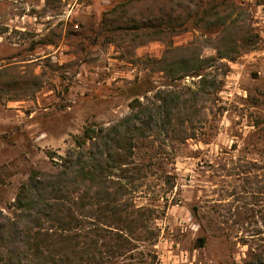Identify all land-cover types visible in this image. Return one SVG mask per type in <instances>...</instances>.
Masks as SVG:
<instances>
[{"label": "rangeland", "instance_id": "obj_1", "mask_svg": "<svg viewBox=\"0 0 264 264\" xmlns=\"http://www.w3.org/2000/svg\"><path fill=\"white\" fill-rule=\"evenodd\" d=\"M162 57L212 59L203 73L224 83L186 110L194 138L135 141L129 196L150 209L138 264H248L264 255V0H0V209L88 124L199 87Z\"/></svg>", "mask_w": 264, "mask_h": 264}, {"label": "trees", "instance_id": "obj_2", "mask_svg": "<svg viewBox=\"0 0 264 264\" xmlns=\"http://www.w3.org/2000/svg\"><path fill=\"white\" fill-rule=\"evenodd\" d=\"M126 2L107 9L113 14ZM172 25V24H171ZM186 23L174 29L187 30ZM163 29V28H162ZM158 31V36L164 32ZM178 32V31H176ZM220 58H224L221 57ZM212 59H199L207 63ZM161 71L176 79L200 77L197 89H158L153 99H135L131 112L110 125L88 124L76 136L74 146L60 155L54 172L32 170L10 204L11 213L0 209V264H138L141 240L150 211L130 199V172L135 141L155 136L185 141L195 134L186 110L202 95L217 94L223 83L205 66L185 62L170 69L166 57L155 59ZM192 132V133H191ZM204 241V239H201ZM139 251L140 258L136 257ZM135 258L138 261L134 262ZM248 264H264V255L254 253Z\"/></svg>", "mask_w": 264, "mask_h": 264}, {"label": "built area", "instance_id": "obj_3", "mask_svg": "<svg viewBox=\"0 0 264 264\" xmlns=\"http://www.w3.org/2000/svg\"><path fill=\"white\" fill-rule=\"evenodd\" d=\"M247 1H252V0H247Z\"/></svg>", "mask_w": 264, "mask_h": 264}]
</instances>
